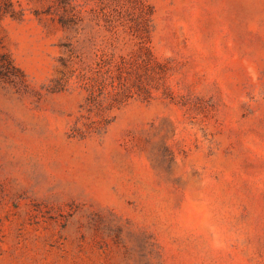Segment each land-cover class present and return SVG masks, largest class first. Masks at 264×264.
<instances>
[{
  "label": "rangeland",
  "instance_id": "obj_1",
  "mask_svg": "<svg viewBox=\"0 0 264 264\" xmlns=\"http://www.w3.org/2000/svg\"><path fill=\"white\" fill-rule=\"evenodd\" d=\"M0 264H264V0H0Z\"/></svg>",
  "mask_w": 264,
  "mask_h": 264
}]
</instances>
